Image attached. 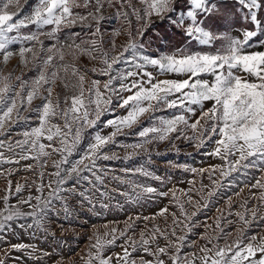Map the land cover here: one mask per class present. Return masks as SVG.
Instances as JSON below:
<instances>
[{"label": "snow or ice", "instance_id": "obj_1", "mask_svg": "<svg viewBox=\"0 0 264 264\" xmlns=\"http://www.w3.org/2000/svg\"><path fill=\"white\" fill-rule=\"evenodd\" d=\"M224 2L138 0L136 6L132 0H37L31 12L24 13L29 0L23 3L21 0H0V64L6 67L13 57H18L21 66L31 65L37 72L35 77L25 80L23 74L13 79L11 71L5 73L0 69V165L33 160L35 168L41 169L40 182H33L38 194H29L16 204H11L10 199L30 185L17 183L13 192L12 181H7L6 194L0 197L3 203L0 239L7 240L9 234L16 236L12 225L21 219L32 220L27 225L18 224L21 229L46 230L45 225L53 212L59 215L62 211L70 218L85 207L96 215H100L97 206L103 211L113 206L122 209L119 203H104L90 193L99 191L101 197L107 195L97 187L104 185V178L110 171L101 162L119 157L109 154L105 148L116 144V137L127 134L126 129L139 127L135 133L139 142L121 145L132 149L125 160L141 152L151 160L150 146L164 141L178 152L175 140L183 139L194 143L198 150L214 141L215 147L207 155L224 161L225 166L197 169L169 161V167L191 171L201 177L208 173L212 188L206 197L201 195L203 205L191 195L194 180L188 181L192 187L187 191L175 187L159 191L151 185L114 177L131 188L130 192L120 193L126 197V202L139 204L152 196L170 197L179 216L171 213L170 226L162 230L153 225L151 229L142 230L139 239L128 235L135 231L136 222L168 215L167 205L155 216L129 217L123 230L113 226L103 237L94 234L95 242L90 243L87 258H81L83 264H113V261L115 264H264V234L248 235L253 222L264 224V215L260 214V208L264 207V50H253L264 49V0H233L231 7H223ZM105 5L116 8V18L127 25L123 31L113 30L108 47H105L101 31L106 19ZM218 20L226 21L224 30H219ZM157 21H166L182 34L185 43L159 55L149 51L152 38L146 41L144 37L155 28ZM77 25L94 29L88 39L77 43L80 34L75 32L60 39L62 32ZM30 26H35L36 30L25 32ZM46 27L50 30L44 31ZM122 34L127 40L118 46L116 37ZM154 35L159 36V33L154 32ZM42 37L55 43L45 47ZM193 42L210 50H190ZM15 45H19L18 51L12 50ZM66 57L71 60L66 61ZM81 57L95 63L90 69L84 67L81 71L77 66ZM149 68L156 70L157 75L175 74L182 78L158 79ZM69 69L75 82L66 80ZM89 71L107 79L103 83L97 79L88 80L85 73ZM62 72L65 75H61ZM58 82L66 91L71 90V94L61 96L56 91ZM125 93L129 94L125 96ZM36 100L40 103L34 105ZM114 102L118 108L127 110L126 115L105 121L104 127H111L113 131L108 135L96 132L81 150L87 130L95 128L106 113L115 111ZM206 103H211V107L205 108ZM166 110H173V115L156 116L158 111ZM197 110L199 116H196ZM33 114L37 126L20 133L22 139H13L12 128L29 121ZM145 116L148 126L142 123ZM48 167L54 171L47 172ZM250 169L261 171L262 175L251 185V188L260 189L259 196L253 197L257 205L249 209V201L245 199L242 211L235 213L244 227L237 229L235 238L229 243L227 237L231 233L221 226L226 219L221 214L216 217L212 234L206 231L200 236L206 243L199 246L197 252H184L186 246H196L194 241L189 242L188 235L198 223L195 220L198 212L209 206L219 190L226 186L225 181L231 186L236 183V177L247 175ZM25 170L34 171L33 164H27ZM124 171L164 184L161 176L144 165ZM217 171L221 175L219 182L212 178ZM12 173L11 168L6 173L0 170V175L11 176ZM46 175L50 177L47 184L44 182ZM85 184L88 187H83ZM203 189L201 183L197 194L203 193ZM188 204L196 209L190 214L186 210ZM21 205L31 210L24 212ZM232 214L229 211V215ZM104 227L109 229L107 224ZM178 228L180 235H177ZM161 238L165 241L163 246L159 243ZM121 239L124 240L120 245L122 252L105 256V248L116 246ZM221 239L225 240L224 244L219 243ZM11 250L26 252L32 258L36 248L23 242L13 243L5 257ZM137 251L152 259L144 256L133 259ZM49 255L42 253L44 257ZM0 264H7V260L0 259ZM56 264H63V259Z\"/></svg>", "mask_w": 264, "mask_h": 264}, {"label": "rangeland", "instance_id": "obj_2", "mask_svg": "<svg viewBox=\"0 0 264 264\" xmlns=\"http://www.w3.org/2000/svg\"><path fill=\"white\" fill-rule=\"evenodd\" d=\"M23 3V0H21ZM37 3V0H29V3L24 8V13H30L34 5ZM134 5L138 6V0H134L132 2ZM117 8L119 5L116 6ZM116 8H110L105 5L104 15L106 19L102 22L101 31L103 33V38L105 41V47H108L111 42V34L115 29H121L123 31L124 28L127 27L126 24L122 20H119L115 16ZM134 21V17H133ZM109 24V28H106L105 25ZM135 27V24L133 25ZM35 26H30L29 29L24 30L35 31ZM50 30L49 27H46L44 31ZM78 30H81L79 33ZM94 29H88L77 25L70 30H65L60 34V39L64 40L65 37L69 35V32L79 33V38L77 39V43L80 40H86L89 38L90 32ZM154 33V32H153ZM42 39L45 40V47L49 46L55 41L48 40L44 37ZM127 40L125 35H120L116 37L117 45L124 44ZM69 42H71L69 40ZM218 46V45H217ZM19 45L12 46L13 51H18ZM178 48V47H176ZM190 50H210L206 46H199L193 42L189 46ZM175 48L170 51H166L161 47H153L149 51L159 55L161 52H171ZM253 50H264V49H253ZM119 51V47L117 48ZM70 57H66V61H70ZM95 62L89 61L87 57H81L77 66L81 68L83 71L84 67L91 68ZM123 67V65H121ZM0 69H3L5 73L11 71L13 73V79L16 75L23 74V78L25 80H30L35 77L37 72L29 67L25 68L18 63V57H13L9 64L5 67L0 64ZM149 71H153L154 75H157L156 70L149 68ZM61 75H65L63 72ZM86 78L88 80L97 79L103 83L107 77L100 76L98 74L87 72L85 73ZM158 79H177L182 78L178 77L175 74H160L157 75ZM205 79H210V77L205 76ZM67 82H75V78L71 75V69H69L66 74ZM87 87V84L85 85ZM56 91L63 95H70L71 90L66 91L61 84L58 82V86ZM129 93H125L124 95H128ZM40 101L36 100L33 104H39ZM112 107L115 109L114 112L106 113L101 117L100 122L95 128L88 129L85 135L84 141L81 145V150L86 148L89 143V137L94 135L96 132H100L102 135H108L113 131L111 127H104V122L114 118V116H123L126 115V109H120L116 106L115 102ZM211 107V103H206L205 108ZM173 115V110L166 111H158L156 116H166L170 117ZM196 116H199V110L196 112ZM192 120L195 117L191 118ZM142 123L144 126H148L147 116L142 117ZM38 121L36 120L35 115H32V118L27 122H20L16 126L12 128V138L13 139H22V136L19 135L26 129H30L33 126H37ZM140 129L136 127L132 130H125L127 134L119 135L116 137V144L108 145L105 148V151L109 154L115 153L119 159L110 160V161H102V165L108 168L110 171L107 176H105L104 185H98L100 191L107 193V195L101 197L99 191L90 193V195H94L98 199L102 200L104 203H110L112 205H116L119 203L122 205L121 208L111 207L109 210L103 211L100 210L97 206V211H100V215L94 214V212L89 211L87 207L79 210L74 213L72 217L66 218L64 213L61 211L59 215L55 212L49 215L48 221L45 225L46 230H39L36 228L32 229H21L17 225L18 224H30L32 220L29 219H21L13 223L12 227L15 229L17 235L12 236L8 235L7 240L0 239V259H6L7 264H56L57 261L63 259V264H71L72 261L75 264H83L82 257L87 258V251L90 243L95 242V235L99 234L103 237L105 231L110 230L111 227L115 226L120 230H123L125 227V221L128 220L129 217L136 216H155L157 212L161 208H164L166 205L169 208V214L166 216H156L154 220L145 221L140 219L137 221V227L134 232H129L128 235H134L136 239L140 238V232L142 230L151 229L153 225H158L162 230H164L167 226H170L172 223L171 213L175 212L177 216H179V210L175 206L174 203H170V197H159L152 196L151 198H146L140 201L139 204H132L126 202V197L122 196L120 193L131 191L130 186L127 184L120 183L119 180L114 179V177H121L122 179H131L137 181L139 183H143L146 185H151L156 187L159 191H168L169 189L175 187L177 189L188 190L191 185L188 184L189 180H194L195 186L193 187V191L191 193L193 200L200 201V204L203 205L204 201L201 199V195L206 197L207 192L212 188V184L208 179V173L205 172L203 177L198 174H194L191 171H185L184 169L169 167V161L186 164L192 168H209L210 166L220 165L224 167V161L220 160L217 157L207 155V153L211 152L215 147L214 141L207 142L205 146L201 149H197L194 143H189L183 139L175 140V145L179 149L177 152L172 144L168 141L159 142L150 146L151 152V160H149L148 155L141 152L139 155H134L132 159L125 160L124 157L127 153L131 152L132 149H126L121 145H127L139 142V137L135 135ZM189 134L190 130H189ZM47 143V141H44ZM5 155H10L5 153ZM58 158V157H54ZM27 164H33L34 171L25 170V166ZM36 162L33 160L22 161L20 164H3L0 165V170H3L5 173L9 168L13 169V173L11 176L0 175V197H3L6 194V189L8 187L7 181H12V191L15 192V186L17 183L25 184L27 183L30 187H26L19 196H13L10 199L11 204H16L21 199H26L29 194L32 196L37 195L35 191V185L33 182L38 184L39 181V173L41 169L35 168ZM140 165H144L150 171L155 172L156 175L161 176L164 179L163 186L159 181L151 180L145 178L139 174L132 175L131 172L128 174L125 173L124 170H134ZM47 172L54 171L51 167L46 169ZM262 175L261 171H257L255 169H250L247 175L241 174L239 177H236V183L228 186L227 181H225L226 186L219 190V194L212 199V202L209 204L207 208H202L195 220L198 222L196 226L193 228V231L189 233L188 240L189 242H195L196 246L193 247H185L184 252H197L199 246H203L206 241L200 239L202 234H205L206 231L209 235L212 234V229L216 227V217L223 214L226 219L221 222V226L224 227L225 232L231 233L230 236L227 237V241L230 243L237 234L238 228H243L244 225L239 221L238 217L235 213L242 211L241 204L245 199H248L249 203L247 207L249 209L255 207L258 203L257 199L253 198L259 196L260 189L251 188V185L256 182V179L260 178ZM235 176V174H234ZM168 177H171L169 180ZM214 180L218 182L221 180L220 172L217 171L215 175L212 177ZM50 177L45 176L44 182L47 184ZM201 183L204 185L203 193L200 195L197 194V190L201 188ZM83 187H88L87 184L83 185ZM239 195H236V194ZM45 195L47 194V189H45ZM229 197H231V208H229ZM33 203L35 201L33 200ZM3 207L2 201H0V208ZM59 207V204H57ZM21 210L24 212H28L31 209L27 205H21ZM186 210L190 214L196 209L191 205H186ZM219 210V211H218ZM229 211L233 213L229 215ZM260 214L264 215V207L260 208ZM251 214L249 212V218ZM228 221H231V224H228ZM109 225V229H105V225ZM211 228H208V226ZM34 233V235H33ZM181 231L177 229V235H180ZM264 234V224H259L258 222H253L252 227L249 230L248 235H260ZM3 233H0L2 236ZM90 237L92 238L90 240ZM111 238L110 236L108 237ZM26 243L32 244L35 246L36 251L33 252V257L30 258L26 252L11 250L9 255L5 257V252L10 249V245L13 243ZM124 243V240H118L116 246L107 247L104 250V255L109 256L114 253H121L122 249L120 245ZM160 245L163 246L165 241L161 238L159 241ZM220 244H224L225 240L221 239L219 241ZM211 247V245H209ZM28 251H31L29 249ZM43 252H47L49 256H42ZM140 256H144L145 259H152L151 256L145 255L142 251H137L133 254V259H139ZM38 258V259H37ZM165 259H167L165 257ZM115 264V261H113Z\"/></svg>", "mask_w": 264, "mask_h": 264}, {"label": "trees", "instance_id": "obj_3", "mask_svg": "<svg viewBox=\"0 0 264 264\" xmlns=\"http://www.w3.org/2000/svg\"><path fill=\"white\" fill-rule=\"evenodd\" d=\"M134 0H132L133 2ZM233 0H225L223 7H231ZM226 21H217V25L219 30H224V25ZM106 28H109V24L105 25ZM102 28V27H101ZM80 33L81 30H78ZM153 32H158L159 36L154 35ZM149 37L152 38V46L161 47L166 51H170L173 48L180 47L185 43V40L182 37L181 33H178L174 28H172L166 21L164 23H160L157 21L155 28L153 30H149V32L145 35L144 39L147 41Z\"/></svg>", "mask_w": 264, "mask_h": 264}]
</instances>
